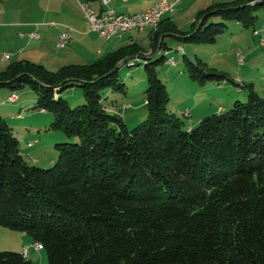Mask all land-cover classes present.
I'll return each instance as SVG.
<instances>
[{"label": "trees", "instance_id": "16d2710c", "mask_svg": "<svg viewBox=\"0 0 264 264\" xmlns=\"http://www.w3.org/2000/svg\"><path fill=\"white\" fill-rule=\"evenodd\" d=\"M261 12L264 0L212 3L188 31L165 17L150 29L153 50L167 54V36L213 43L229 21L250 27ZM127 56L144 58L132 66L143 63L148 82V114L133 128L103 94L123 89L119 63ZM166 60L132 43L91 63L54 70L20 59L0 70V87L30 86L35 107L53 113L51 127L78 138L57 143L58 158L42 167L27 160L0 112V225L42 243L49 264H264V96L242 83L246 100L189 127L168 108L157 69ZM186 67L202 86L237 83L203 61L186 58ZM75 85L85 102L72 107L61 93ZM0 264L33 262L0 249Z\"/></svg>", "mask_w": 264, "mask_h": 264}, {"label": "rangeland", "instance_id": "374dc122", "mask_svg": "<svg viewBox=\"0 0 264 264\" xmlns=\"http://www.w3.org/2000/svg\"><path fill=\"white\" fill-rule=\"evenodd\" d=\"M229 1L233 0H200L198 5L203 2L206 5H210ZM191 2L193 0H184L183 7L185 6L184 8L186 9ZM19 4V0H0V24L4 25V27L0 26L1 30L4 28L13 30L15 27L11 26V24L14 23L15 19L24 16L23 12L12 9ZM22 5L25 7V3ZM199 9L194 6L182 14L179 20L180 29L184 31L191 29V14L195 13L196 15ZM221 20V17H213L211 21L217 22ZM261 37H264V12L260 13V17L255 24L250 27H245L236 21H229L225 32L219 34L217 40L213 43H190L181 41L174 36H167L165 41L169 47V53L157 52L155 56H153L154 54L152 55V59L161 58L163 55L167 57L166 62L160 64L157 69L159 76L161 78L165 77L170 91L169 110H174L188 124V120L191 117L185 115L187 111H185V108L189 106L188 104L197 107L198 102H201V96L204 97V94L208 96L207 100H210L215 106L222 104L225 111L230 110L236 99L246 100L248 88L245 87L239 92L230 80L224 81L226 88L223 87L221 89H217L216 84L207 83L208 85L206 84L207 86L203 87L205 85L202 86L196 83L189 76L186 58L192 61L206 62L209 67L224 71L234 79L240 76L246 84L252 83L254 88L264 96V45L260 43ZM36 40L42 39L38 38ZM43 42L41 44L44 45L47 58L37 57L39 61L62 55L66 59V64L91 63L102 57L95 56L92 53L87 55L88 53L79 46L74 47L70 44L64 49H59L56 46V38H46V42ZM25 44L26 40H19L16 37L6 39L2 38L0 34V70L6 69L12 61L18 59L14 57L12 59H3V61L1 56L6 52L5 50L8 51L15 48L24 50L26 48ZM238 53L241 55L239 56ZM239 57L243 60L241 61ZM172 61H175V63H171ZM50 67H54V70L58 69L56 68L58 67L57 65ZM119 73L120 81L124 84L123 89H104V98L107 97L104 102L108 106L112 101L119 103L120 111H123L128 127L133 128L144 121L148 114L145 103L148 87L145 66L140 62L131 67L124 64L120 66ZM13 92L19 95V99L15 103H9L7 101L8 97ZM61 94L72 107L85 102L83 88L79 85L68 87ZM36 101L37 94L30 86L17 90L0 87V111L2 114L4 113L14 128L27 160L42 167H51L52 160H56L59 156L56 144L59 142L77 141L78 138H70L62 129L52 128L53 113L49 111L41 112L39 108L35 107ZM230 102L232 104H227ZM127 103L131 105V108H122ZM18 113L22 114L21 118L16 117ZM213 113L210 112L207 115ZM31 140H37V143L32 147H28L27 143ZM35 244L36 242L26 232L0 225L1 250L22 252L25 247H29L28 255L33 264H49L47 250L45 248L38 249Z\"/></svg>", "mask_w": 264, "mask_h": 264}, {"label": "crops", "instance_id": "0c3cea01", "mask_svg": "<svg viewBox=\"0 0 264 264\" xmlns=\"http://www.w3.org/2000/svg\"><path fill=\"white\" fill-rule=\"evenodd\" d=\"M19 1H20V4L18 6L13 7L12 9L23 12L24 16H21L20 18L15 19L14 23L11 24V26L15 27L13 30L9 28H4L3 30L0 29V32H1L0 34L2 35V38L9 39L11 37H16L19 40H26V44H25L26 48L23 51H19L21 48L20 49L15 48V49L8 50L10 52L12 51V53L14 52L11 59L14 57L18 58L16 60L30 59L36 62L44 63L48 67L57 65L58 67L56 68L61 67L63 64L66 65V59H64L62 55H59V56H56L50 59L48 58V60L47 59H43V61L38 60V58H41V57L47 58L45 54L46 51L44 50V45L41 43L43 41L46 42V38L49 39L50 37L56 38L58 40L59 34L61 33L62 30L65 29V26H69L71 28L72 38L68 44L74 47L79 46L80 48H82L84 51L88 53L87 55L92 53V54H95V56H103L104 54L115 51L124 45L132 44V43H138L142 47V50L144 51L145 56L147 58H151L155 56L157 52H160V49H157L156 51L153 50V47H152L153 33H151V30L149 28L143 31L131 30L129 32L124 33L122 36H114L108 40L104 39L96 31H93L90 28L88 20L85 16V13L83 12L80 6V2H79L80 0H19ZM160 1L162 0H110V5L122 13H138V12H143L144 10L150 8L155 3L160 2ZM183 1L184 0H180L177 3V6H176L177 9L171 16L165 15L166 18L169 17L178 26L180 24L179 20L185 11L187 12V10H189L190 8H193L194 6H196V8H200L199 10L208 6L206 5L205 2L201 3V5H198L200 0H193V2H191V4L187 6V8L185 9L184 8L185 6L183 7L184 5ZM23 3H25V7L22 5ZM91 6L96 11L100 12V9L102 7V0H96L94 2H91ZM196 15L195 13L191 14L192 22L195 20ZM52 22H54V24H52ZM0 26L4 27L3 24H0ZM23 31L25 32L38 31L41 35L39 39H42V40H36L38 38H32L27 35L21 36L20 32H23ZM166 50L169 51V49H166ZM168 53L169 52H167V54ZM1 59L3 60L2 56H1ZM50 68L53 69L54 67H50ZM163 79L164 81L166 80L165 77H163ZM236 79L234 80L237 82ZM241 80H242V83L246 84L242 78ZM232 83L235 85L236 89L239 92L244 89V88L242 90L238 89V85H237L238 82L237 83L232 82ZM208 84H216L217 89H221L223 87L226 88L225 82H221V83L211 82ZM207 85L203 87H206ZM207 99H208V96L204 94V97L201 96V102H198L197 107L196 106L193 107V105L188 104L189 106L185 108V111L187 110L190 112L189 117L191 118L190 120H188L189 123L187 124L189 127H192L195 124H197L199 120H201V118H203L205 115L209 114L210 112L221 113L225 111L223 109L222 104L219 106H215L213 103H211L210 100L208 101ZM209 103L212 104V106H210ZM227 104H232V103L230 102ZM107 107L110 111L121 114L125 120V115H123V111L122 112L120 111L119 103L112 101V103L109 106L107 105ZM122 108H125V109L131 108V105L127 103V104H124ZM40 111L47 112L43 109H40ZM171 111L174 112V110L172 109ZM18 115L19 113L16 114V117L21 118ZM34 141L36 144L37 140H34ZM28 143H27V146L32 147V146H29ZM54 161L55 160H52V164L54 163ZM28 254H29V251H28ZM28 258H29V255H28Z\"/></svg>", "mask_w": 264, "mask_h": 264}, {"label": "built area", "instance_id": "2783aa9c", "mask_svg": "<svg viewBox=\"0 0 264 264\" xmlns=\"http://www.w3.org/2000/svg\"><path fill=\"white\" fill-rule=\"evenodd\" d=\"M180 0H163L161 2L155 3L150 8L144 10L143 14L138 15H120L113 16L112 15V7L110 5V0H102V7L100 12H92L91 11V3L86 0H80V6L85 13V16L88 20L89 26L93 31H96L101 37L108 40L114 36H122L125 32H129L131 30H139L143 31L145 29H154L161 24L158 22V14H166V16H171L173 14V7L177 6V3ZM54 24V22H52ZM21 36H29L32 38H40L41 35L38 31H29V32H20ZM72 38L71 28L69 26H65V29L61 31L59 34L56 46L59 49L66 48L67 44ZM260 43L264 45V37H261ZM23 51V50H20ZM239 56L241 55L238 53ZM13 56V53L10 51H6L2 54L3 59H10ZM144 58L138 57L135 59H130L128 65L132 66L133 60H143ZM242 61L243 59L239 57ZM171 63H175L172 61ZM238 82V89L242 90V80L241 78L236 79ZM17 93L13 92L10 102H13ZM185 115L189 116L190 112L186 111ZM19 117L22 114L18 115ZM29 146H33L35 141H30ZM36 248L42 249L43 244L40 242H36ZM29 247H25L23 251H28Z\"/></svg>", "mask_w": 264, "mask_h": 264}, {"label": "bare ground", "instance_id": "6f19581e", "mask_svg": "<svg viewBox=\"0 0 264 264\" xmlns=\"http://www.w3.org/2000/svg\"><path fill=\"white\" fill-rule=\"evenodd\" d=\"M176 9H177L176 7H173V13L176 11ZM91 11L92 12H98L92 6H91ZM143 13H144V11L143 12H138V13H122V12H119L116 8L112 7V15L113 16H120V15H138V14H143ZM165 15L166 14H158V22H161L162 19L165 17ZM11 97H12V94L8 97V100L7 101L9 103H15L19 99V97L17 95L16 99L13 102H10L9 99H11ZM22 253H23L24 256L28 257V251H22Z\"/></svg>", "mask_w": 264, "mask_h": 264}, {"label": "water", "instance_id": "95a60500", "mask_svg": "<svg viewBox=\"0 0 264 264\" xmlns=\"http://www.w3.org/2000/svg\"><path fill=\"white\" fill-rule=\"evenodd\" d=\"M164 36L162 35L161 38H163ZM134 58L133 56H127L125 57L123 60H121V62L119 63V66H122L124 64H126V62L130 59Z\"/></svg>", "mask_w": 264, "mask_h": 264}]
</instances>
